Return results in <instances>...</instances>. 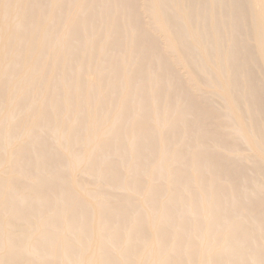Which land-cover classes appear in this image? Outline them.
I'll return each mask as SVG.
<instances>
[{
  "label": "bare ground",
  "instance_id": "6f19581e",
  "mask_svg": "<svg viewBox=\"0 0 264 264\" xmlns=\"http://www.w3.org/2000/svg\"><path fill=\"white\" fill-rule=\"evenodd\" d=\"M0 264H264V0H0Z\"/></svg>",
  "mask_w": 264,
  "mask_h": 264
},
{
  "label": "rangeland",
  "instance_id": "374dc122",
  "mask_svg": "<svg viewBox=\"0 0 264 264\" xmlns=\"http://www.w3.org/2000/svg\"><path fill=\"white\" fill-rule=\"evenodd\" d=\"M144 16H146V14H144ZM145 18L148 19L147 16H146ZM217 105H218V106H221L222 104H221V102H217Z\"/></svg>",
  "mask_w": 264,
  "mask_h": 264
}]
</instances>
